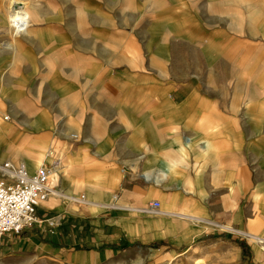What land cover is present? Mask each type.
I'll return each instance as SVG.
<instances>
[{"label":"crops","instance_id":"0c3cea01","mask_svg":"<svg viewBox=\"0 0 264 264\" xmlns=\"http://www.w3.org/2000/svg\"><path fill=\"white\" fill-rule=\"evenodd\" d=\"M19 2L25 5L28 20L22 34L14 33L10 19L11 14L19 12ZM38 14L37 4L29 0H2L0 15L12 36L7 48L22 49L20 70L47 82L42 87L54 89L55 95L73 106L71 112L78 116L72 117L86 121L81 127L84 143L69 161L81 167L82 174L65 172V166L54 159V151L44 147L34 157L0 156V162L8 160L30 170L50 163V187L56 189L61 182L58 192L53 191L37 211L42 220L58 216L60 226L53 233L47 232L44 222L24 229L18 236L10 234L0 249V264H11V257L23 253L27 262L42 253L55 264H127L128 256L143 250L161 262L193 250L194 257L203 252L209 255L210 264H242L241 245L232 235L225 240L218 231L210 230L209 214L215 211L216 200H222V211H232L231 202L242 201L248 193L249 115L254 111L263 114L264 98L250 103L235 95L204 96L198 87L186 85L176 99L168 98L165 86L153 102L150 92L156 79L150 73L137 69L132 62L116 65L115 60L110 62L102 54L78 48L70 33L58 32L55 27L34 31L32 24ZM218 34L200 32L195 43L209 48L214 57L232 55L236 48L227 54L223 39L212 42ZM263 49L261 44V53ZM5 107L0 101V146L4 143L12 150L16 143L8 141L11 132L7 131L13 128L17 110L12 107L11 116L3 117ZM71 127L77 130L73 123ZM181 130L192 136L189 141H181ZM68 136L78 138L79 133ZM194 137H213V145L208 138L196 143ZM189 150L192 162H199L197 172L178 170L179 157L183 155L186 161ZM142 154L147 157L140 160ZM127 166L130 175L123 170ZM139 169L158 181H145L136 173ZM82 197L84 200H80ZM155 201L160 203L159 209L151 212L150 205ZM261 201L264 211V196ZM239 211L237 215L243 220L247 206L243 209L241 203ZM248 226L246 223L239 231L248 232ZM224 227L231 228L230 223ZM249 234L255 243L264 244V237ZM261 248L264 250V245ZM255 250L258 259L260 248L255 246ZM197 258L194 264L207 263L205 258Z\"/></svg>","mask_w":264,"mask_h":264},{"label":"rangeland","instance_id":"374dc122","mask_svg":"<svg viewBox=\"0 0 264 264\" xmlns=\"http://www.w3.org/2000/svg\"><path fill=\"white\" fill-rule=\"evenodd\" d=\"M29 1L37 4L39 12L32 24L34 31H44L42 28L47 26H51V29L55 27L58 32L70 33L72 42L78 48H85L92 54H102L110 62L115 60L116 65L132 62L137 69L150 73L156 79L150 92L153 102L165 86L168 98L176 99L179 90L186 85L198 87L204 96L227 98L235 95L250 103L260 96L264 98V51L260 52L261 44L264 45V0ZM57 20L63 22L51 24ZM200 32L207 36L219 33L212 42L223 39V51L228 48L227 54L232 52L231 49H236L227 57H214L209 48H201L198 42L195 43ZM76 35H80V38ZM11 38L0 15V101L6 106L2 116H11L12 107L17 110L13 128L7 131L13 133L8 135V141L12 144L14 141L16 145L9 150L3 143L0 156L29 154L34 157L44 147L54 151V159L65 166V172L80 176L82 168L69 161L84 143L85 135L81 127L84 128L86 121L73 118L76 114L71 112L73 106L55 95L54 89L42 87V83L47 82H41L31 73L20 70L24 53L22 49L12 51L7 48ZM103 49L106 51L102 52ZM172 122L170 120V124ZM72 123L77 130L71 127ZM249 127L247 161L243 148V163L246 161L248 167V193L242 201L231 202L232 211H222V200H216V209L209 214V229L218 231L225 240L231 235L234 237L242 247V264H264V250L261 248L264 244L255 243L249 234L252 232L264 237V211H261L264 196V110L263 114L256 111L250 113ZM74 132L79 133L78 138L68 136ZM181 133V141L192 137L186 131L181 130ZM203 138L210 139L213 145V137H197L196 143ZM6 144L9 145L8 142ZM198 147L194 149L205 152L204 148ZM192 150H189L186 161L183 155L179 157L177 167L181 172L183 168L198 171L199 162L196 159L192 162ZM89 154L98 158L95 153ZM145 154L139 156L140 160L147 157ZM43 165L51 166L50 163ZM128 167L123 170L130 175L131 168ZM145 171L139 169L136 173L139 175ZM155 181L158 180L152 183ZM241 203L243 209L246 206L248 209L243 211L247 213L243 220L237 215ZM227 223L231 228L224 227ZM246 223L249 225L245 229L248 232L239 231ZM255 246L260 248L258 259ZM192 254L193 250L183 251L170 261L161 262L143 250L128 256L126 260L127 264H194L197 257L205 258L206 264L212 261L204 252L196 257ZM23 255L11 257L9 263L55 264L52 258L42 253L32 262L23 261Z\"/></svg>","mask_w":264,"mask_h":264},{"label":"built area","instance_id":"2783aa9c","mask_svg":"<svg viewBox=\"0 0 264 264\" xmlns=\"http://www.w3.org/2000/svg\"><path fill=\"white\" fill-rule=\"evenodd\" d=\"M140 175L147 182L156 180L155 176L148 173ZM49 180V166L40 165L30 172L24 165L8 160L0 162V249L10 234L18 236L24 229L44 222L47 232L53 233L60 226L61 220L58 216L44 220L37 217L38 207L53 191L58 192L49 186ZM80 200H84V197ZM159 206L158 201L152 202L151 212L158 211Z\"/></svg>","mask_w":264,"mask_h":264},{"label":"bare ground","instance_id":"6f19581e","mask_svg":"<svg viewBox=\"0 0 264 264\" xmlns=\"http://www.w3.org/2000/svg\"><path fill=\"white\" fill-rule=\"evenodd\" d=\"M21 2V1H20ZM19 2V3H20ZM18 5V4H17ZM18 9V7H16ZM15 9V8H14ZM16 9V11H17ZM11 26L14 28L16 34H22L25 33L28 26V20H27V11L25 9V5L23 3H20V9L18 13L11 14ZM75 137V136H74ZM189 137L186 138V141H189ZM39 167V166H38ZM37 167V168H38ZM36 168V169H37ZM28 169V168H27ZM35 169V170H36ZM30 172H33L34 170L28 169ZM51 173V168H50ZM49 186H50V180H49ZM255 237V236H254ZM262 240V239H261ZM264 240V239H263Z\"/></svg>","mask_w":264,"mask_h":264}]
</instances>
